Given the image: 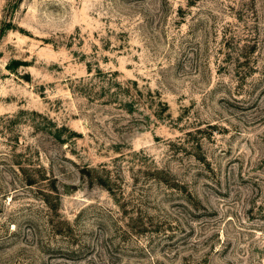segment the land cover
Here are the masks:
<instances>
[{"label": "rangeland", "instance_id": "1", "mask_svg": "<svg viewBox=\"0 0 264 264\" xmlns=\"http://www.w3.org/2000/svg\"><path fill=\"white\" fill-rule=\"evenodd\" d=\"M0 264H264V0H0Z\"/></svg>", "mask_w": 264, "mask_h": 264}]
</instances>
